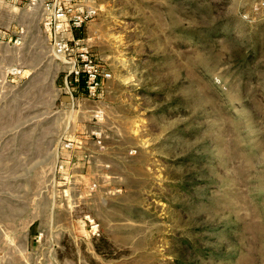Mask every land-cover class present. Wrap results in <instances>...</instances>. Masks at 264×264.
Masks as SVG:
<instances>
[{
    "label": "rangeland",
    "instance_id": "374dc122",
    "mask_svg": "<svg viewBox=\"0 0 264 264\" xmlns=\"http://www.w3.org/2000/svg\"><path fill=\"white\" fill-rule=\"evenodd\" d=\"M0 264H264V0H0Z\"/></svg>",
    "mask_w": 264,
    "mask_h": 264
},
{
    "label": "built area",
    "instance_id": "2783aa9c",
    "mask_svg": "<svg viewBox=\"0 0 264 264\" xmlns=\"http://www.w3.org/2000/svg\"><path fill=\"white\" fill-rule=\"evenodd\" d=\"M44 13V26L45 31L50 37L52 51L55 57L68 58L73 46L79 45L78 41L74 39H64L61 34L67 26L79 28L82 26L84 21L92 14L89 11L84 12L80 10L79 12L73 11L70 7H61L56 3L52 5L47 3L43 8ZM49 14V18L46 16ZM46 20V21H45ZM80 58H84L83 53L80 54ZM77 60V57L75 61ZM75 74H78V71H74ZM90 80L95 79V75H89ZM93 78V79H92Z\"/></svg>",
    "mask_w": 264,
    "mask_h": 264
}]
</instances>
